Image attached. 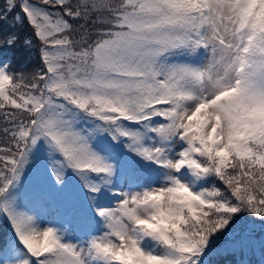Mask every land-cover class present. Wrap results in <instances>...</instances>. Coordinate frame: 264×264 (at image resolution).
<instances>
[{"label": "snow or ice", "instance_id": "snow-or-ice-1", "mask_svg": "<svg viewBox=\"0 0 264 264\" xmlns=\"http://www.w3.org/2000/svg\"><path fill=\"white\" fill-rule=\"evenodd\" d=\"M0 5V264H264V0Z\"/></svg>", "mask_w": 264, "mask_h": 264}, {"label": "trees", "instance_id": "trees-1", "mask_svg": "<svg viewBox=\"0 0 264 264\" xmlns=\"http://www.w3.org/2000/svg\"><path fill=\"white\" fill-rule=\"evenodd\" d=\"M0 31L4 33L13 32L19 36V42L14 49L4 50L7 52V56L4 58L10 59L13 62V66L18 70L31 72L33 69H35L38 66L36 51L34 48H26L22 43L26 37L31 36V28L26 23L13 25L12 17L9 16L8 22L4 24L2 28H0ZM4 232L5 227L2 223H0V236H3ZM217 259L218 258L213 257L214 262Z\"/></svg>", "mask_w": 264, "mask_h": 264}, {"label": "rangeland", "instance_id": "rangeland-1", "mask_svg": "<svg viewBox=\"0 0 264 264\" xmlns=\"http://www.w3.org/2000/svg\"><path fill=\"white\" fill-rule=\"evenodd\" d=\"M2 58H4V57H2ZM48 219H49V217L46 216V217H45V222H46Z\"/></svg>", "mask_w": 264, "mask_h": 264}]
</instances>
